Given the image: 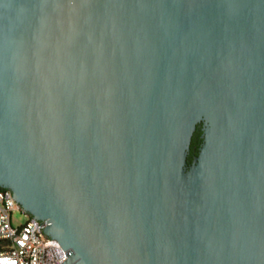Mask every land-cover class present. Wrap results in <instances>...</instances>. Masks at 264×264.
Instances as JSON below:
<instances>
[{
  "label": "water",
  "instance_id": "1",
  "mask_svg": "<svg viewBox=\"0 0 264 264\" xmlns=\"http://www.w3.org/2000/svg\"><path fill=\"white\" fill-rule=\"evenodd\" d=\"M0 188L62 264H264V0H0Z\"/></svg>",
  "mask_w": 264,
  "mask_h": 264
},
{
  "label": "built area",
  "instance_id": "2",
  "mask_svg": "<svg viewBox=\"0 0 264 264\" xmlns=\"http://www.w3.org/2000/svg\"><path fill=\"white\" fill-rule=\"evenodd\" d=\"M18 209L10 192L0 188V264H62L67 251L41 233L44 221L27 216L24 223L11 225L10 213Z\"/></svg>",
  "mask_w": 264,
  "mask_h": 264
},
{
  "label": "flooded vegetation",
  "instance_id": "3",
  "mask_svg": "<svg viewBox=\"0 0 264 264\" xmlns=\"http://www.w3.org/2000/svg\"><path fill=\"white\" fill-rule=\"evenodd\" d=\"M196 125H199V129H198L199 133H198L197 142H196L197 144L194 145L193 149L190 148V146H191V137H192V135L194 134V132L196 130V129H194V131L192 132L191 137H190L188 151H187L186 158H185L186 165H189L191 160L197 155L198 149H199V147L202 144V130H201L202 129V124L201 123H197ZM196 125H195V128H196Z\"/></svg>",
  "mask_w": 264,
  "mask_h": 264
},
{
  "label": "rangeland",
  "instance_id": "4",
  "mask_svg": "<svg viewBox=\"0 0 264 264\" xmlns=\"http://www.w3.org/2000/svg\"><path fill=\"white\" fill-rule=\"evenodd\" d=\"M27 219V215L24 214L20 209L10 213V221L13 227L24 223Z\"/></svg>",
  "mask_w": 264,
  "mask_h": 264
},
{
  "label": "trees",
  "instance_id": "5",
  "mask_svg": "<svg viewBox=\"0 0 264 264\" xmlns=\"http://www.w3.org/2000/svg\"><path fill=\"white\" fill-rule=\"evenodd\" d=\"M196 130H195V132H194V134L192 135V137H191V146H190V148L191 149H193V147H194V145L195 144H197L196 142H197V136H198V129H199V125H196V128H195ZM192 151V150H191ZM29 217V216H28Z\"/></svg>",
  "mask_w": 264,
  "mask_h": 264
}]
</instances>
